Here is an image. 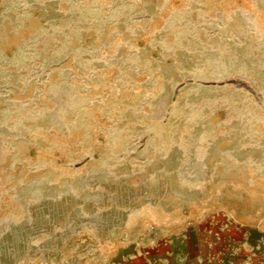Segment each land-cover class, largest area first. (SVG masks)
Returning a JSON list of instances; mask_svg holds the SVG:
<instances>
[{
    "label": "rangeland",
    "instance_id": "obj_1",
    "mask_svg": "<svg viewBox=\"0 0 264 264\" xmlns=\"http://www.w3.org/2000/svg\"><path fill=\"white\" fill-rule=\"evenodd\" d=\"M233 231L264 234V0H0V264Z\"/></svg>",
    "mask_w": 264,
    "mask_h": 264
},
{
    "label": "crops",
    "instance_id": "obj_2",
    "mask_svg": "<svg viewBox=\"0 0 264 264\" xmlns=\"http://www.w3.org/2000/svg\"><path fill=\"white\" fill-rule=\"evenodd\" d=\"M209 239L197 247H191L186 238L166 241L149 253L122 258L117 264H264V234L233 231Z\"/></svg>",
    "mask_w": 264,
    "mask_h": 264
}]
</instances>
